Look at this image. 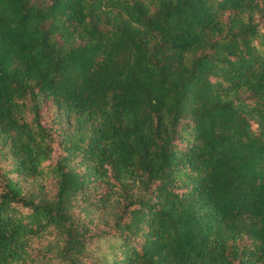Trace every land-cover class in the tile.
Segmentation results:
<instances>
[{"label": "trees", "instance_id": "16d2710c", "mask_svg": "<svg viewBox=\"0 0 264 264\" xmlns=\"http://www.w3.org/2000/svg\"><path fill=\"white\" fill-rule=\"evenodd\" d=\"M0 264H264V0H0Z\"/></svg>", "mask_w": 264, "mask_h": 264}]
</instances>
